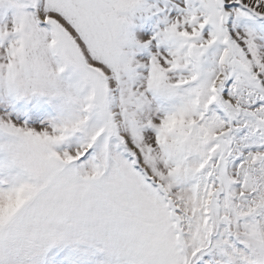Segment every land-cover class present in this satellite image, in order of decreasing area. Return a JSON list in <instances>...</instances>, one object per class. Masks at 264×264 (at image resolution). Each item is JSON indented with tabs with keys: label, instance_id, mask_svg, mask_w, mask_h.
Wrapping results in <instances>:
<instances>
[{
	"label": "snow or ice",
	"instance_id": "obj_1",
	"mask_svg": "<svg viewBox=\"0 0 264 264\" xmlns=\"http://www.w3.org/2000/svg\"><path fill=\"white\" fill-rule=\"evenodd\" d=\"M0 264H264V0H0Z\"/></svg>",
	"mask_w": 264,
	"mask_h": 264
}]
</instances>
